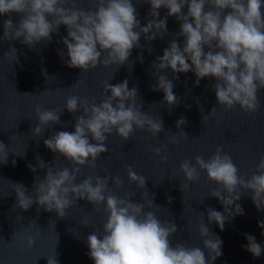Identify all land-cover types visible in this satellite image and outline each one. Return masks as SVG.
Instances as JSON below:
<instances>
[{
  "label": "water",
  "instance_id": "water-1",
  "mask_svg": "<svg viewBox=\"0 0 264 264\" xmlns=\"http://www.w3.org/2000/svg\"><path fill=\"white\" fill-rule=\"evenodd\" d=\"M131 2L142 27L151 19L148 16L150 5L144 0ZM65 6L73 5L69 3ZM74 6L94 11L95 0H75ZM186 11L187 7L182 9V12ZM158 12L157 18L163 19L167 9L161 7ZM20 15L14 12L0 14V37L4 33L3 21L11 19L15 25ZM166 20L167 32L151 41L142 34L140 44L143 47H134L124 64H98L85 72L67 67L63 62L67 57L62 59L58 55V49L66 52L61 39L67 35L65 25L61 24L58 31L50 34V41L42 40L31 48L21 43L20 39H0V142L6 146L8 153L7 162L0 164V264H48V257L55 258V254L59 264H94L88 255L86 238L93 231L98 235L103 233L107 215L103 203L93 205L87 199H77L65 210V217H59L54 210L45 211L35 201L27 210L17 206L13 184H23L27 189L26 195L35 199L33 186L36 179L42 180L47 170L56 172L64 167L69 171L79 167L75 183L90 175L107 176L111 194L120 198L129 194L134 203L152 200L153 205L149 207L145 204L143 211L153 212L161 222L177 225V231L169 237L173 247L178 243L186 247H201L207 257V249H203L197 231L203 222L222 241V255L211 264H264V236L261 235L264 229L258 226V221H264V212L254 206L250 198L251 190L237 187L241 196L234 203L241 205L244 214L226 221L221 230L214 221L209 223L206 212L209 207L224 211L219 200L210 195L211 190L220 188V185L209 180L199 168V179L187 181L179 167L185 159L194 164L196 156L207 160L219 146L222 153L231 156L239 169L238 175L249 178L256 171L260 157L264 156V88L257 91L260 108L255 113H246L238 104L233 108L217 105L211 87L215 83L213 77L202 78L196 85L192 71L175 73L178 79H172L171 69L161 70V73L154 70L151 67L153 61L163 54L169 41L175 39L183 46L184 38L175 35L179 32L181 21H177L175 16H167ZM10 48L16 49V59L11 62L4 57ZM105 56L106 53H102L101 59ZM140 56L142 63L138 58ZM160 74L167 75L172 81L173 92L179 99V104L171 111L166 102L162 103L163 92L153 91L157 83L156 75ZM125 79L129 89L135 87L138 90L136 104L140 110L154 120L161 119L163 131L152 136L147 129H137L124 140L113 130L107 134L104 141L107 151L96 158L95 168H90L87 163L75 165L45 147L43 141L55 132L74 131V117L83 115V109L68 112L64 107L67 97L86 98L89 103L98 105L110 94L104 91L105 81L114 85ZM37 105L43 110L62 109L60 123L45 128L40 136L32 134L38 123ZM213 107L215 113L208 115ZM202 115L208 117L206 123H203ZM181 117L186 119V123L177 128L176 121ZM181 131L187 134V139L180 137ZM173 135H176L178 143L171 142ZM89 139L94 142L91 137ZM154 148L162 150L157 154L151 151ZM161 156L167 159L161 160ZM37 157L48 164L46 168L36 167ZM2 158L3 153L0 152ZM29 165L36 167V171L33 172ZM128 166L145 177V188H138L135 182H129L125 170ZM114 176L122 180L119 188L112 180ZM182 184H187L184 192L180 188ZM168 197L173 199L169 202ZM84 221L87 223L84 224ZM245 234L254 236L261 244L259 257L253 258L242 247L247 244ZM28 235L34 239L31 248L27 246ZM21 236L25 239L21 240Z\"/></svg>",
  "mask_w": 264,
  "mask_h": 264
},
{
  "label": "clouds",
  "instance_id": "clouds-1",
  "mask_svg": "<svg viewBox=\"0 0 264 264\" xmlns=\"http://www.w3.org/2000/svg\"><path fill=\"white\" fill-rule=\"evenodd\" d=\"M150 5L148 16L151 19L144 26L136 18V8L131 0H95V10H85L74 6L75 0H0V14H21L15 25L11 19L3 21L4 33L0 39H20V42L33 47L40 41H50L51 33L65 25L67 35L62 37L66 48L58 49V55L64 59L69 68H79L82 72L95 68L98 64L117 66L128 61L134 47L140 44L141 35L148 41L167 32L166 17L175 16L181 21L179 32L183 46L175 39L169 41L168 47L161 56H157L151 67L160 72L171 69L172 79H178L175 73L192 71L196 77L194 84L199 85L202 78L213 77L217 105L233 108L239 105L246 113H255L260 108L257 91L264 88V13L262 0H144ZM72 3L73 6L66 7ZM207 6V10H206ZM167 9L166 17L158 19V10ZM187 7L186 13L182 9ZM225 9H228L225 12ZM52 17L51 20L48 17ZM205 47L207 51H205ZM102 53L106 56L101 59ZM10 62L16 59V49L10 48L4 54ZM143 62L142 56L138 57ZM190 61V63L188 62ZM155 74V73H154ZM157 76L153 91L163 92V101L168 110L179 104L173 92V83L167 75ZM78 82V81H77ZM76 82V83H77ZM104 91L110 93L97 105L86 98L69 96L65 106L70 113L83 109V115L75 116L74 131H57L43 141L45 147L59 153L75 165L88 164L95 168V160L107 151L104 141L107 134L115 130L122 139L127 140L134 130H145L156 136L163 131L161 119L154 120L140 110L136 104L137 88H128V80L118 84L103 83ZM31 95L29 93H24ZM37 125L32 134L40 136L45 128L60 123L59 114L62 109L43 110L36 106ZM215 113V107L208 115ZM207 116L202 115L203 123ZM186 123L181 117L176 121L177 128ZM180 137L187 139V134L180 132ZM89 137H91L90 142ZM12 139V137H10ZM172 143H178L176 135ZM161 148L151 151L159 154ZM3 158L0 164L7 162L6 146L0 142ZM161 156V160H166ZM195 163L185 159L180 163V171L185 180L196 181L203 170L209 180L215 181L220 188L213 189L210 195L216 197L224 206V211L207 208L209 223L215 222L223 230L225 222L237 215H243V208L238 201L241 192L237 187L251 190V200L258 211L264 212V156L260 157L256 171L247 179L238 175L239 169L222 148L217 147L207 159L196 156ZM13 164L15 161L12 162ZM48 165L37 157L39 168ZM33 172L36 167L29 165ZM129 182H135L138 188H145V177L134 172L131 166L126 169ZM79 167L71 171L67 167L59 171L47 170L42 180L36 179L33 186L35 199L26 195L27 189L21 183L13 184L17 197V206L27 210L35 201L45 211H55L59 217H65V210L77 199H87L93 205L104 204L107 213L103 224V233L95 231L87 236L89 258L94 264H211L222 255L221 239L212 233L205 223L198 226V234L202 239L203 249H207V257L201 247H186L178 243L170 245L169 237L177 231L175 223L161 222L153 212L143 211L145 204L151 201L134 203L126 194L120 198L111 194L108 189L107 176H87L80 183H75ZM119 188L122 180L112 177ZM181 191L187 184L180 186ZM134 195V194H133ZM144 194L142 193V197ZM172 197H168L169 202ZM159 207V206H158ZM203 215V214H202ZM84 224L87 221L83 222ZM54 226V222H53ZM264 229V221H258ZM264 236V231L261 232ZM247 244L244 249L253 258L262 252L261 244L254 236L245 234ZM21 240L25 237L21 236ZM27 246L32 247L34 239L26 237ZM48 264H59L55 258L48 257Z\"/></svg>",
  "mask_w": 264,
  "mask_h": 264
}]
</instances>
